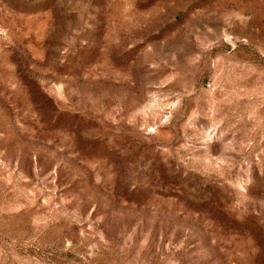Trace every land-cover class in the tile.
I'll list each match as a JSON object with an SVG mask.
<instances>
[{"label":"rangeland","instance_id":"1","mask_svg":"<svg viewBox=\"0 0 264 264\" xmlns=\"http://www.w3.org/2000/svg\"><path fill=\"white\" fill-rule=\"evenodd\" d=\"M0 264H264V0H0Z\"/></svg>","mask_w":264,"mask_h":264}]
</instances>
